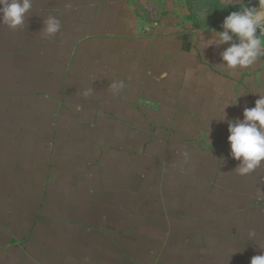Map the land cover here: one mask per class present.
I'll use <instances>...</instances> for the list:
<instances>
[{
	"label": "crops",
	"instance_id": "1",
	"mask_svg": "<svg viewBox=\"0 0 264 264\" xmlns=\"http://www.w3.org/2000/svg\"><path fill=\"white\" fill-rule=\"evenodd\" d=\"M31 3L21 27L0 23V264L264 254V163L238 174L220 121L264 95V57L219 65L229 45L206 40L222 28L186 0Z\"/></svg>",
	"mask_w": 264,
	"mask_h": 264
},
{
	"label": "clouds",
	"instance_id": "2",
	"mask_svg": "<svg viewBox=\"0 0 264 264\" xmlns=\"http://www.w3.org/2000/svg\"><path fill=\"white\" fill-rule=\"evenodd\" d=\"M32 7L31 0H0V23L15 30L25 23V17ZM46 36H54L61 29V21L49 15L43 21ZM222 30L212 29L207 47L228 44L221 53V63L226 69H244L264 57V0H257L230 11L223 19ZM123 85L113 82L110 88L115 94ZM91 90L84 92L87 96ZM243 95V94H242ZM242 95H239L241 97ZM237 101L233 104H237ZM243 119L235 118L227 122L230 156L239 161L235 170L240 175L252 173L264 163V95H259L254 107H244ZM250 264H264V254L253 256Z\"/></svg>",
	"mask_w": 264,
	"mask_h": 264
},
{
	"label": "rangeland",
	"instance_id": "3",
	"mask_svg": "<svg viewBox=\"0 0 264 264\" xmlns=\"http://www.w3.org/2000/svg\"><path fill=\"white\" fill-rule=\"evenodd\" d=\"M257 0H186L187 6L191 9L192 15L196 20L206 26L217 27L220 23L223 22V19L229 14L230 11L238 10L242 6H247L250 3H256ZM43 145H40L42 147ZM263 163H261L262 165ZM261 165L257 168H261ZM262 184L260 187L263 191L259 193L256 192V198L258 201H264V175L261 176ZM259 183V182H258ZM249 192H246V194ZM239 195L236 192H230L229 196H231L232 201L233 197ZM244 195V193H241ZM248 195V194H247ZM264 206V205H263ZM261 205H259V209ZM264 210V207H262ZM233 227L236 225L234 221L230 223ZM218 226L216 230H218ZM233 230H231L232 232Z\"/></svg>",
	"mask_w": 264,
	"mask_h": 264
},
{
	"label": "built area",
	"instance_id": "4",
	"mask_svg": "<svg viewBox=\"0 0 264 264\" xmlns=\"http://www.w3.org/2000/svg\"><path fill=\"white\" fill-rule=\"evenodd\" d=\"M149 9L152 11V12H155L156 9H153L152 7H149ZM155 24H157V22H155ZM222 23L219 24V27H221Z\"/></svg>",
	"mask_w": 264,
	"mask_h": 264
}]
</instances>
